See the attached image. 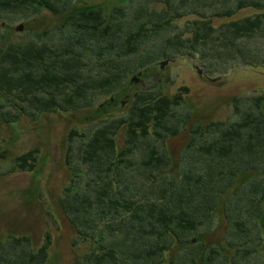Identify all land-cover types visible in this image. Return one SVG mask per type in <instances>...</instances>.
<instances>
[{
	"label": "trees",
	"instance_id": "trees-1",
	"mask_svg": "<svg viewBox=\"0 0 264 264\" xmlns=\"http://www.w3.org/2000/svg\"><path fill=\"white\" fill-rule=\"evenodd\" d=\"M70 3L0 0V20L10 22L27 9L71 10L60 25L33 31L38 41L0 42V122L97 104L101 115L128 100L120 96L130 76L142 83L150 68L177 58L195 60L215 82L239 67L264 71V0H124L109 14ZM243 9L254 14L234 19ZM215 18L226 20L216 26ZM182 100L138 92L127 115L70 131L77 145L67 148L71 180L59 203L77 239L90 245L75 264H264V94L231 98L233 120L194 123L174 166L166 141L191 117L189 107L177 113ZM31 155L19 159L32 164ZM248 173L259 176L237 180ZM222 220L223 240L207 241ZM7 238H0V264L47 263L48 237L38 249L27 236ZM175 243L188 247L171 259Z\"/></svg>",
	"mask_w": 264,
	"mask_h": 264
},
{
	"label": "rangeland",
	"instance_id": "rangeland-1",
	"mask_svg": "<svg viewBox=\"0 0 264 264\" xmlns=\"http://www.w3.org/2000/svg\"><path fill=\"white\" fill-rule=\"evenodd\" d=\"M70 2L72 10L100 8L109 14L113 7L122 4L124 0H70ZM70 13L71 10L54 13L48 9L32 13L27 9L24 18L20 12L11 14L13 19L11 22L7 20L8 18L2 17L4 20H0L1 23L8 25L9 28L6 32L0 25V36H3L0 42L6 38L8 42L21 44L38 41V34L60 25ZM252 14H254L252 9H243L233 17L236 19ZM225 20L215 18L214 25L217 26ZM186 21L187 19H183L178 23L182 26ZM33 31L38 32L37 35ZM137 77L140 78L139 75ZM130 78L131 76L128 79ZM141 78L143 81L145 79L142 83L127 79L128 87L120 96V100L125 94H128V100L112 105L109 110L98 116L95 114L97 104L74 112L73 115L59 111L42 114L37 120L24 116L15 124L0 122V238L6 239L9 235L27 236L32 241L33 248L38 249L48 237L50 246L46 264H75L79 261V258L90 249L89 242L82 243L77 239L78 235L59 203L71 180V171L66 164L67 148L72 142L74 146L77 145V137L71 142L69 133L71 130L90 131L107 119L127 115L131 101L138 92L161 91L171 98L180 94L183 100L181 105L176 107L177 113L183 115L188 112L186 107L190 108L191 117L185 131L168 137L166 141L168 154L174 166L179 163V154L189 140L190 127L194 123L198 121L204 126L212 121L233 120L231 98L244 94H264V71L239 67L227 75H222L220 77L222 79L215 82L206 79L199 63L187 57L172 60L163 67L160 63L157 67L150 68ZM183 88H187V93L184 94ZM103 100L104 98L100 99L98 103ZM173 121V123L168 121V124L176 125L177 121ZM115 142L118 150L125 146V127L118 131ZM29 152L36 158L31 169L30 161L27 160L25 163L19 159ZM252 176L259 175L248 173L238 176L237 180L244 182ZM226 227L224 220L221 223L215 221L207 241L223 240L221 236ZM215 228H220L222 233H217ZM204 240L205 238H200V242ZM184 247L188 246L182 247L175 243L168 257L176 258Z\"/></svg>",
	"mask_w": 264,
	"mask_h": 264
},
{
	"label": "water",
	"instance_id": "water-1",
	"mask_svg": "<svg viewBox=\"0 0 264 264\" xmlns=\"http://www.w3.org/2000/svg\"><path fill=\"white\" fill-rule=\"evenodd\" d=\"M166 63H168V62H164V63H162V67H163V65H165ZM199 73H201V71L199 70L198 71ZM132 81L133 82H135V83H137V82H139L140 81V79H139V77H137V76H134V78H132Z\"/></svg>",
	"mask_w": 264,
	"mask_h": 264
}]
</instances>
